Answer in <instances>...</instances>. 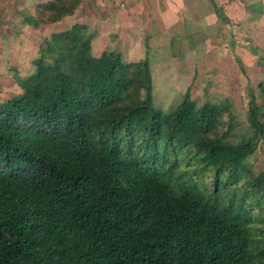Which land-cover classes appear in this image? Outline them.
<instances>
[{
    "label": "trees",
    "instance_id": "1",
    "mask_svg": "<svg viewBox=\"0 0 264 264\" xmlns=\"http://www.w3.org/2000/svg\"><path fill=\"white\" fill-rule=\"evenodd\" d=\"M78 4L25 21L57 23ZM93 37L81 24L52 35L0 103V264H264V169L245 164L264 142L254 96L252 137L230 143L215 137V105L186 92L159 109L149 61L95 57Z\"/></svg>",
    "mask_w": 264,
    "mask_h": 264
},
{
    "label": "rangeland",
    "instance_id": "2",
    "mask_svg": "<svg viewBox=\"0 0 264 264\" xmlns=\"http://www.w3.org/2000/svg\"><path fill=\"white\" fill-rule=\"evenodd\" d=\"M52 1L0 0V103L21 93L18 79L33 72L34 61L45 41L74 24H81L94 32L93 38L102 35L98 44L93 39L91 42L95 57L108 50L119 53L127 63L141 57L149 61L158 58L152 64L151 77L154 103L159 109L175 108L188 92L190 102L197 108L205 103L215 105L220 121L215 137L222 138L225 134L226 141L236 144L252 137L248 110L253 95L264 124V15L260 17L257 12L258 3V7H264V0H228L225 5L237 7L232 14L235 24L231 26V32L226 33L229 28H224V34L216 35L214 32L222 33V30L221 26H214V29L208 28L205 39L202 32L196 33L194 28L180 32L178 26H170L159 35L153 26L149 29V24L140 29L141 33L136 28L126 31L129 35L125 32V36L120 35L121 30L115 25L127 23L124 14L128 6L124 0H78L75 12L60 22L40 23L34 27L25 21L26 17L42 18L37 5ZM246 15L253 17L251 26L244 24ZM220 21L224 23V20ZM166 38L169 47L162 52L153 50L164 47ZM181 163L184 169V162ZM245 164L253 175L264 169L262 140L256 141L254 153L247 157ZM205 183H209L207 176ZM251 210L258 219L259 210ZM257 227L264 232V225L257 224Z\"/></svg>",
    "mask_w": 264,
    "mask_h": 264
},
{
    "label": "crops",
    "instance_id": "3",
    "mask_svg": "<svg viewBox=\"0 0 264 264\" xmlns=\"http://www.w3.org/2000/svg\"><path fill=\"white\" fill-rule=\"evenodd\" d=\"M124 1L128 6L127 7L128 9L127 11H125L124 14V19L127 21V23H124L122 25H115V27L118 26L119 30H121L120 35L123 34L124 36L126 31L139 28L138 30L140 32L141 31L140 29H142L144 25L145 27H147V25L149 24V29H151V26H153L157 30L158 32L157 34L159 35L166 32L170 26L173 27L178 26L181 27L180 32H182V30L184 31L185 29L194 28V30H196V33L202 32L203 38L205 39L206 37L205 34L206 31H208V28L210 29L213 28L214 26L219 25L221 26L222 33L221 31H216L214 32V34L216 35L224 34L225 33L224 28H229L226 30V33L229 34L231 32V26L233 27V25L235 24L232 19V14L235 12V9L237 7L235 4L233 7H231L230 4L225 5V3L229 2L228 0L225 1L224 0H124ZM213 3L216 4L217 7H220L222 9V13H223L222 17H218L216 15V12L214 11L213 8ZM259 4L260 2L257 5L258 8L257 12L258 15L261 17V15H264V7H258ZM262 4H264V1L262 2ZM220 19L224 20V23H222ZM251 20H253V17H250V15H246L245 20L243 21L245 25L251 26L250 24ZM187 24L188 26H186ZM188 27H192V28H188ZM245 28L250 29L249 27H245ZM204 31L205 33H203ZM233 34H235V32ZM101 36L102 35H100L99 37L98 35V37L93 38V40H95V42L98 44V40L99 38H101ZM166 39H167V43L165 44L164 47L161 46L159 48H154L153 50L162 52L165 49V47H169V39L170 41H172L173 38L170 37L169 39L168 38ZM201 42L202 41H200L199 44H201ZM203 42H205V40ZM122 43H123V49H125V42L122 41ZM137 50L141 51V49L139 48ZM221 55H223V53ZM144 59L145 58L141 57V59L136 62H139ZM157 59L158 58L156 57L153 58L151 61L148 60L150 65V71H152V64Z\"/></svg>",
    "mask_w": 264,
    "mask_h": 264
}]
</instances>
